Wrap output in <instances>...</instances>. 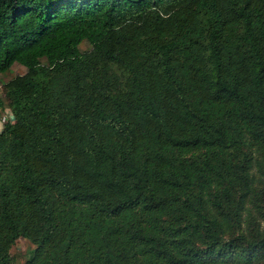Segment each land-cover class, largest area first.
Returning <instances> with one entry per match:
<instances>
[{
  "label": "trees",
  "instance_id": "trees-1",
  "mask_svg": "<svg viewBox=\"0 0 264 264\" xmlns=\"http://www.w3.org/2000/svg\"><path fill=\"white\" fill-rule=\"evenodd\" d=\"M13 62L0 264H264V0H0Z\"/></svg>",
  "mask_w": 264,
  "mask_h": 264
},
{
  "label": "rangeland",
  "instance_id": "rangeland-1",
  "mask_svg": "<svg viewBox=\"0 0 264 264\" xmlns=\"http://www.w3.org/2000/svg\"><path fill=\"white\" fill-rule=\"evenodd\" d=\"M90 47V44L82 39L78 43L79 50H85ZM41 61H44L43 58H40ZM25 71V67L17 62H13L9 68L3 72H0V97H3L2 83L7 80L10 76L22 73ZM10 112L5 107L1 112V120L9 119ZM33 247V244L23 237H17L13 244L9 248V253L11 255L13 264H21L25 257L28 255L29 250Z\"/></svg>",
  "mask_w": 264,
  "mask_h": 264
},
{
  "label": "built area",
  "instance_id": "built-area-1",
  "mask_svg": "<svg viewBox=\"0 0 264 264\" xmlns=\"http://www.w3.org/2000/svg\"><path fill=\"white\" fill-rule=\"evenodd\" d=\"M4 120V119H3Z\"/></svg>",
  "mask_w": 264,
  "mask_h": 264
}]
</instances>
